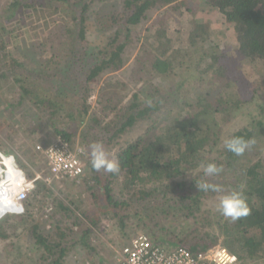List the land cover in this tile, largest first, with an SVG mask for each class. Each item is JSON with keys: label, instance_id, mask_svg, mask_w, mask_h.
Instances as JSON below:
<instances>
[{"label": "trees", "instance_id": "trees-1", "mask_svg": "<svg viewBox=\"0 0 264 264\" xmlns=\"http://www.w3.org/2000/svg\"><path fill=\"white\" fill-rule=\"evenodd\" d=\"M172 1L174 0H122L119 6H107L103 3L106 0H12L6 5L9 12L7 19L13 20L15 29L21 33L25 32L28 25L37 29L38 33L34 35L40 38L38 45H34L32 50L43 52V49L47 48L50 55L41 61L33 56V61H38L40 66L39 71L35 72V77L28 82L27 78L29 79V75L34 71V66L27 65L10 49L11 38H8L6 28L0 24V80L11 78L19 84L20 102L24 97L28 98L32 107L43 110V113L49 116L43 115L47 119L66 117L68 123L63 129L56 130L57 135H61L59 137L64 143L74 147L77 144L69 138L76 133V127L83 123L88 114L86 101L91 81L107 70L121 68L126 61L123 55L128 42L131 41L133 27L148 18L147 13L152 7L158 9ZM199 1L208 8L216 9L222 15L226 26H231L237 57L249 63L259 60L264 70V0ZM93 9V15L96 17L94 24L97 25L99 34L106 36L104 44L96 50L86 43L88 14H91ZM194 10L195 8L191 9V13H194ZM163 20V13L156 14L141 40L140 53L142 56L151 55L152 59L139 62L145 77L154 83L149 101L142 103L131 100L120 106L114 92L107 91V96L97 102L104 114L113 113L106 123V126L111 128V134L107 141L103 142L107 145L104 146L107 150L109 144H113L114 139L137 119L147 118L153 112H161V122L151 123L143 135L117 148L114 157L109 156L118 160V173L103 175V169L96 171L91 167L90 161L87 162L83 178L94 180L98 189L92 194L93 200L91 199L98 203L96 215H85L86 222H82L83 216H79L81 221L76 217L68 226H79L81 232L76 236L77 241L90 250H93V247L88 242V236L98 225L100 215L113 221L121 235L127 237L129 234L125 233L126 222L135 218L144 230L143 234L165 248L184 246L197 253L214 246L212 244L215 243L216 236L222 235L224 247L238 260L245 262L264 258V106H256L261 118L253 121L249 127L237 129L227 139L242 137L255 141L243 155L237 156L227 151L225 142L220 146V124L240 110L247 101L242 99L237 81L229 76L223 66L217 64L222 56L226 57L227 54L230 55L227 56L229 60L233 59V54L219 51L220 43L210 35L207 25L194 22L189 30L188 45L180 46V50L186 52L189 47H194L195 53L201 52L197 59L204 64V69L200 74L204 73L208 77H199V80L206 81L209 86L206 95L197 88L198 92L190 93V97L179 106L175 102L176 98H171L183 82H180L177 88L171 83L176 75V48L163 29ZM109 30L111 32L107 35ZM140 39L141 36L136 37L137 41ZM61 51H66L67 58L57 60ZM35 55L39 56L37 53ZM56 60L60 62L57 64ZM74 67L79 68L83 79L78 80L79 83L76 84L78 92L73 99H77L72 104L71 99L64 93L71 92L68 89L67 74ZM64 74L67 77L64 78ZM55 79L64 82V89L61 87L59 90L52 88L54 91H44ZM159 88L163 90V94H160L162 92ZM173 88L175 91H172ZM170 101L172 105L164 110V103ZM89 120L92 123L89 121L86 125L91 128L90 125L100 119L91 117ZM89 135L92 134L85 131L80 133L82 143L90 145L93 141H98L97 137L92 138ZM49 142L51 139L42 141V144ZM213 153L217 155H212ZM202 162H214L222 166L223 171L219 176L226 179L232 188L228 189L227 194L233 190L241 191L249 214L232 221L217 211L211 221L206 220V223L214 225L216 236L192 228L183 236L167 237L164 229L153 225L158 210L155 209V215H152L148 206L147 209L140 208L139 204L155 201L158 206L162 204L169 207L175 214L196 217L200 212L204 194L197 189L196 182L205 179L209 183L219 184L209 181V177H204L202 168L195 172ZM28 177L32 179L33 173H29ZM113 179H120V190L125 198L114 197L111 186ZM43 182L45 181L41 179L36 180L29 196L42 193L52 202L46 214L54 218L59 215V219H56L59 223L57 233L54 236L45 235L25 202L24 212L14 215L17 223H8L6 218L1 219L0 238L8 237L7 225L15 228L18 224L27 229L35 243L46 250L40 264H59L67 250L64 242L67 236L65 229L68 227H61V223L63 217L68 216V212L71 215L77 209L65 198L53 196L50 187ZM142 183H152L153 186L145 188L140 186ZM148 197L151 198L148 200ZM2 223L5 224L4 227ZM183 230L182 227L179 229L180 232ZM133 237H130L129 241ZM103 261L101 258L100 262Z\"/></svg>", "mask_w": 264, "mask_h": 264}, {"label": "rangeland", "instance_id": "rangeland-1", "mask_svg": "<svg viewBox=\"0 0 264 264\" xmlns=\"http://www.w3.org/2000/svg\"><path fill=\"white\" fill-rule=\"evenodd\" d=\"M11 1L0 0V24L6 28V32L9 34L8 38H11L10 49L16 52L15 55L27 65L34 66V71L29 75V79L27 78V81L30 82L35 77V72L39 71L40 66L38 61H33V56L37 57L36 60L41 61L46 59L50 53L47 48H44L43 52L37 49L32 50L34 45H38L40 38L34 35L38 33L37 29L30 28L28 25L25 27V32L21 33L15 29L14 21L7 19L9 12L6 9V5ZM103 3L107 6L111 4L119 6L122 0H106ZM203 4H200L199 0H174L158 9L152 7L147 13L148 18L141 21L132 29L131 41L128 42L123 55L126 60L125 64L119 69L107 70L91 81L90 92L86 101L88 114L85 116L83 123L76 127V133L69 138L83 148L84 153L81 157L84 166L83 176L77 184L72 181L48 184L47 181L41 179L45 181L43 182L45 185L50 187L53 196L65 198L77 209L71 215L68 212V216L63 217V222L61 223V227H68L65 229L67 236L64 242L67 250L66 254L60 259L59 264H107V262L108 264H114L115 259L112 262V256L116 255V251L121 248L120 246L127 243L130 237L139 234V232L143 233L144 231L139 222L135 218H132L126 222L125 233L127 235L129 234V236H122L113 221L107 220L99 215L98 225L94 227L95 230L89 233L88 236V242L93 247V250H90L77 241L76 236L81 232V229L78 228L79 226L73 225L69 227L68 225L76 217L79 219V216H83L84 218L85 215H96L98 208V203L91 201L92 194L98 190L94 184L95 182L92 179H85L83 177L87 169V162L90 161V146L96 142L107 146L103 142L107 141V137L111 134V128L107 127L106 123L112 118L113 113L104 114V112L100 111L97 102L107 96V91L114 92L115 99L120 106L125 105V103L131 100L145 103L151 98V91H153L151 89L154 83L145 77L139 62L152 60L151 55L147 54L148 56H145V54L142 56L140 46H142L141 40L144 32L147 26L155 19L156 14L163 13V29L166 30L167 35L172 40L173 47L176 48L174 53L176 57V62L174 63L176 75L173 76L171 83L174 85V88H177L179 83L183 82L178 90L175 91L173 88L172 91H175L176 94L171 99L176 98L177 101L175 102L181 106L184 100L190 97V93L198 92L197 88L205 95L207 94L209 84L206 81L199 80V77H208L204 73H201L202 75L200 74L201 70L204 69V64L197 59L201 52L195 53L194 47H189L186 52L180 50V46L186 47L188 45L189 30L193 23L202 22L207 25L209 33L214 40L220 43L219 49L221 50L219 51L233 54V59L229 60L227 56L230 57V55L227 54L226 57L222 56L220 62L217 64L223 66L229 73V76L234 81H237L236 83L241 89L240 94L242 99L247 100L240 110L231 114L225 122L220 124L221 140L219 145H223L237 129L244 126L249 127L253 121L261 118V114L256 106H264V70L262 62L255 60L249 63L238 58L234 51L236 41L231 26H226L222 15L216 9L208 8ZM193 8H195L194 13H191L190 10ZM95 9L92 10L91 14H88L86 43H89L90 48L96 50L98 46L104 44L106 36L100 35L97 25L94 24L96 17L93 15V12ZM110 32L111 30L107 32V35ZM152 34L155 33L152 32ZM137 36H141L139 41L136 40ZM35 53L39 56L35 55ZM65 53L66 51H61L57 60L66 59ZM234 55L236 58H234ZM57 60L56 62L58 64L60 61ZM77 67H74L73 70L70 69V72L67 74L69 77L68 89L71 92L68 94L64 93V95L68 96L69 100L71 99L72 104L77 99H73L77 96L78 92V85L76 84L79 83L78 80L82 81L83 79ZM67 75L64 74V78ZM69 81L71 82L69 83ZM63 83V81L55 79L51 85L48 84L46 86L44 91L59 90L61 87L63 88ZM18 85L11 78L0 80V154L5 157H12L13 162L10 159L2 161L4 165L6 161H11L9 167L5 165L6 170L4 172L7 175L10 171H14L22 177V180L23 176L25 179L31 180L28 177L29 173H33V177L35 176V172H39L42 177L48 176L46 175L47 170L44 158L36 150V145L42 144V141H48L50 139L60 140L61 138L59 136L61 135H57L58 132L56 130L63 129V126L68 122L65 119L66 117L47 119L46 116L48 115L43 113V110L41 111L36 107H32L28 98L24 97L22 102H20L21 95ZM40 89L43 90L41 87ZM68 89L65 88V90ZM159 90L162 92L160 94H163V90L160 88ZM209 95L212 96V94ZM171 103L172 101L164 103V110L169 108L172 105ZM161 115V112H153L147 118L137 119L119 137L114 139L113 144H109V150L104 147L105 151L109 156L114 157V152L117 148L125 146L126 143L135 139L137 136L143 135L151 123H160ZM91 117H97L100 120L90 125L91 128H89L86 123L90 121L89 119ZM90 123L92 122L90 121ZM82 131L92 134L89 135L92 138L94 136L97 137L98 141H93L92 144L85 145L79 137ZM212 155H217V153H213ZM2 163L0 162V164ZM198 170H201L200 166L195 172ZM106 173L109 172L103 171V175ZM2 179L3 177L0 178V180ZM209 181L219 182V185L223 186L224 191L219 193L212 191L204 192L201 198L200 212L197 213L198 215L196 217H185L181 213L175 214L174 211L169 210V207L167 208L162 204L158 206L159 204H155V201L148 202L151 197H148V200H146L148 204H139V207L147 209L148 206V210L152 215H155V209L158 210V213L154 217L153 225L164 229L163 232L167 237L175 238V236H183L185 232L187 233L192 228H196L201 232L206 231L216 236L217 231L214 225L212 223H206V220L211 221L213 219V215L218 211L217 205L220 199L222 196L227 195L229 188H232L227 184L228 181L219 175L209 177ZM141 185L145 188L153 186L152 183H142ZM111 186L115 198H125L123 191L120 190V179H113ZM25 202L28 203V209L34 216L35 221L39 224L42 232L47 236H54L59 226L58 221H56V219H59V215L54 218L50 214H46L48 213L47 210L51 208L52 202L44 197L42 193L28 195L24 203L22 201L23 208L25 207ZM7 215L1 219L6 218L8 223H17L16 217L14 216L15 213ZM79 220L81 221V219ZM82 222H86L85 218ZM2 224L4 227L5 224ZM181 227L182 230L184 229L183 232L179 231ZM6 230H8V237L0 238V264H40L42 255L46 253V250L41 245L35 243L29 231L18 224L15 228L7 225ZM212 245L224 247L222 235L216 236V241ZM101 258L104 261L98 263ZM233 264H264V258L247 260L245 262L237 259Z\"/></svg>", "mask_w": 264, "mask_h": 264}, {"label": "built area", "instance_id": "built-area-1", "mask_svg": "<svg viewBox=\"0 0 264 264\" xmlns=\"http://www.w3.org/2000/svg\"><path fill=\"white\" fill-rule=\"evenodd\" d=\"M36 150L44 158L48 176L42 177L39 172H35V176L31 180H27L22 174L23 180L14 183V185L16 184L14 189L17 207L22 206V201L27 198L28 192L33 188L37 179H44L48 184L55 180L59 183L79 182L84 174V166L80 157L84 151L81 146L70 147L61 139H52L46 145L37 144ZM5 159H10L13 162L12 157L0 154V162L2 163ZM2 166L0 178L3 177V179L0 181H5L9 187L7 193L10 194L11 186H13L12 181L8 180L10 175L6 177L5 165ZM1 202L0 204H2ZM9 211L11 210L4 209V213L0 217ZM236 260V256L229 253L225 247L214 245L204 251L194 253L184 246L165 248L146 234L141 233L116 251L114 264H233Z\"/></svg>", "mask_w": 264, "mask_h": 264}, {"label": "clouds", "instance_id": "clouds-1", "mask_svg": "<svg viewBox=\"0 0 264 264\" xmlns=\"http://www.w3.org/2000/svg\"><path fill=\"white\" fill-rule=\"evenodd\" d=\"M253 143H255V141L253 140H245L242 137H233L225 141V148L227 151L237 156H240L243 155L246 149H248ZM90 149H91L90 164L94 170L100 171L101 169H103L104 171L109 173L119 172L120 165L118 160L109 157L102 143L100 142L93 143L90 146ZM200 167L203 169L204 177H215L223 171L222 166H218L214 162H209V163L202 162ZM0 169H2V164H0ZM53 182L59 183L56 180ZM195 185L199 191L205 193L209 191L217 192V193L224 191L222 185L209 183L205 179H200L199 181L196 182ZM33 189L34 186L28 192V195ZM25 200H23V203ZM10 210L11 211H9L7 214L10 213L21 214L24 212V208L22 206H18ZM217 210L221 213V215L230 218L232 221H235L240 217L247 216L249 214V209L247 207L245 198L241 191H232L230 194L222 196V198L220 199L217 205ZM3 213H4V208H0V215H2ZM7 214L1 216L0 219L3 218L4 216H7Z\"/></svg>", "mask_w": 264, "mask_h": 264}, {"label": "bare ground", "instance_id": "bare-ground-1", "mask_svg": "<svg viewBox=\"0 0 264 264\" xmlns=\"http://www.w3.org/2000/svg\"><path fill=\"white\" fill-rule=\"evenodd\" d=\"M5 165L9 167L11 165V161H6ZM9 175L10 178L8 180H11L13 185L11 187L12 191L10 192V194L7 193L9 188L7 187V184H5V181L0 182V202L2 201L1 202L2 204H0V208H4L7 210L14 209L17 207L15 200V189H14V186L16 187V184L14 185V183L22 180V177H20L14 171H10L8 175L6 174V177H8Z\"/></svg>", "mask_w": 264, "mask_h": 264}, {"label": "crops", "instance_id": "crops-1", "mask_svg": "<svg viewBox=\"0 0 264 264\" xmlns=\"http://www.w3.org/2000/svg\"><path fill=\"white\" fill-rule=\"evenodd\" d=\"M74 183H76V184H77L78 182H74ZM123 245H124V244H123ZM123 245H122V246H123ZM122 246H120V247H122ZM115 256H116V255H115ZM115 256H114V255L112 256V258H113L112 262L114 261V259H115ZM112 262H111V263H112ZM114 262H115V261H114ZM96 263H97V262H96ZM98 263H100V261H99ZM107 264H108V262H107Z\"/></svg>", "mask_w": 264, "mask_h": 264}]
</instances>
